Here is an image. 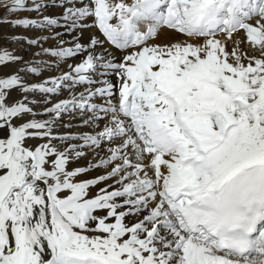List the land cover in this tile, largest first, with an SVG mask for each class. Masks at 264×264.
I'll return each instance as SVG.
<instances>
[{
    "label": "snow or ice",
    "instance_id": "snow-or-ice-1",
    "mask_svg": "<svg viewBox=\"0 0 264 264\" xmlns=\"http://www.w3.org/2000/svg\"><path fill=\"white\" fill-rule=\"evenodd\" d=\"M0 11V264H264V0Z\"/></svg>",
    "mask_w": 264,
    "mask_h": 264
},
{
    "label": "bare ground",
    "instance_id": "bare-ground-1",
    "mask_svg": "<svg viewBox=\"0 0 264 264\" xmlns=\"http://www.w3.org/2000/svg\"><path fill=\"white\" fill-rule=\"evenodd\" d=\"M29 15L34 16V14H30V13H19V14L14 15V16H8L7 19L13 20V19H17V18H21L24 16H29ZM4 18H5V14L2 11H0V21L4 20ZM23 32L26 33V36H33L36 34L33 31H23ZM13 35H14L13 27L9 26L7 23H0V50H3L6 48L9 51L16 52V50L20 47V45L17 44L16 47H12L10 45L9 39H5V37L11 38ZM17 54H19V53H17ZM12 70H13L12 68H5L3 71L5 73H7V72H11ZM12 95L18 97L19 93L13 91ZM81 163L82 164L86 163V161H82Z\"/></svg>",
    "mask_w": 264,
    "mask_h": 264
},
{
    "label": "rangeland",
    "instance_id": "rangeland-1",
    "mask_svg": "<svg viewBox=\"0 0 264 264\" xmlns=\"http://www.w3.org/2000/svg\"><path fill=\"white\" fill-rule=\"evenodd\" d=\"M13 30H14V35H13V36H26V33L23 32V31H25V30L22 29V28H13ZM13 36H12V37H13ZM10 45H11L12 47H16L17 44H15V43H10Z\"/></svg>",
    "mask_w": 264,
    "mask_h": 264
}]
</instances>
